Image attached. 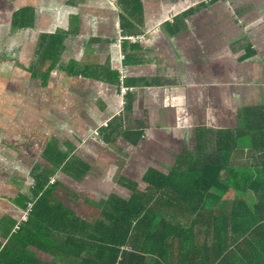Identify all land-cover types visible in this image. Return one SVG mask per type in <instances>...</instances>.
<instances>
[{
	"label": "crops",
	"instance_id": "1",
	"mask_svg": "<svg viewBox=\"0 0 264 264\" xmlns=\"http://www.w3.org/2000/svg\"><path fill=\"white\" fill-rule=\"evenodd\" d=\"M25 1L18 8L28 10L27 29L19 30L27 31V66H16V70L9 60L6 66L10 73L19 72L17 77L27 88V97L21 94L27 100L13 106L27 103L28 122L40 119L39 125L46 124L49 133L27 131V136L22 135L27 140L22 147L29 155L37 154L44 166L49 163L40 155L47 143L58 153L68 154L66 160L73 164L77 160L87 163L89 173L79 181L60 167L50 180L58 182L52 198L74 212L59 191L64 190L65 197L70 195L76 200L79 191L74 190L78 185L75 183L86 176L105 183L106 176L98 172L111 171L109 193L127 198L130 192L122 186V178L138 183L148 167L167 172L183 150H192L195 127L222 129L213 124L228 120L231 126L226 128L236 127L241 106L234 103L243 95L238 87L245 83L235 74L245 62L251 65V74L264 73V0ZM258 1L263 3L261 7L256 5ZM187 10L190 12L180 17ZM12 14L7 19L10 27ZM16 31H9L6 36H13ZM219 32L223 33L221 38ZM50 35L55 37L56 48L46 53L45 59L38 49ZM130 36L138 39L122 38ZM17 45L19 42L15 48ZM53 54L56 65L49 70V57ZM244 55L249 57L241 59ZM257 56L261 61H257ZM120 68L124 71V85L130 88L123 96L119 81L112 82L113 74L118 79ZM223 73L227 78L223 79ZM9 85L15 86L14 82ZM1 86L0 83V89ZM4 93H0L2 98ZM256 98L248 106L263 105L264 109V95ZM126 104L130 106L125 108ZM166 131L178 133L177 138ZM14 146L13 141L0 144V164L3 150L14 154ZM246 149L249 150L244 146L233 153V167L251 164ZM104 154L111 160L103 163L100 159ZM145 156L170 162L166 168L143 166ZM138 171L140 175L135 180ZM64 177L69 179L62 182ZM32 185L29 176L25 194L18 192L0 199L1 245L5 241L4 229L15 227L21 214L19 197L30 196ZM92 193L97 194L96 190ZM259 194L248 190L246 200L254 203ZM35 243L27 244L28 262L62 264L60 257L43 253Z\"/></svg>",
	"mask_w": 264,
	"mask_h": 264
},
{
	"label": "trees",
	"instance_id": "2",
	"mask_svg": "<svg viewBox=\"0 0 264 264\" xmlns=\"http://www.w3.org/2000/svg\"><path fill=\"white\" fill-rule=\"evenodd\" d=\"M27 12H13L17 31L27 29ZM48 37L38 49L45 59L56 48ZM51 57L49 70L56 65ZM240 111L232 129L195 127L192 150H183L167 172L148 167L139 184L122 178L127 198L110 192L84 200L93 208L85 217L52 198L58 182L50 180L60 167L79 181L89 166L73 164L47 143L40 157L50 168L31 169L30 196L19 197L21 210L31 207L25 220L4 229L0 264H34L27 261L30 241L62 264H264V109ZM244 146L251 164L233 167V153ZM248 190L260 192L256 202L246 200Z\"/></svg>",
	"mask_w": 264,
	"mask_h": 264
},
{
	"label": "rangeland",
	"instance_id": "3",
	"mask_svg": "<svg viewBox=\"0 0 264 264\" xmlns=\"http://www.w3.org/2000/svg\"><path fill=\"white\" fill-rule=\"evenodd\" d=\"M23 4H26L25 0H0V83L3 84L0 89L1 96L4 93L5 96L3 98L0 96V134H3V137L0 135V144L3 143H10L13 141L14 143V154L9 150H3L4 154H1V164H0V194L1 198L3 199V195H8L10 197H13L14 194H17L18 192H21V194H25L23 192L26 191L25 186H27V178L30 176V171L34 166L37 164H41V160L38 159V155L35 153L27 154V149L22 147L23 143H27V140H25L22 135L27 136L28 133H34L39 131H46L49 133L46 124L41 123L39 125V120L32 121V123L28 122L27 119V103L22 104H16L19 103L21 100L26 101L27 99L24 98L23 95L27 94V88H24V85L22 84V81H20V76L17 73H10V69L6 66V63L8 60L12 63L11 67L18 68L16 66L25 65L27 66V53L24 51H27V31H16L13 32V36H6L8 35L9 31H14V28L10 27L7 24V19H9V14L13 13L15 10L19 9L18 7L22 6ZM256 5L258 7H261L263 5L262 2L258 1L256 2ZM264 7V6H263ZM264 18V17H263ZM224 32V29L222 30ZM264 32V29L262 30ZM225 33V32H224ZM222 32H219V38L222 37ZM14 40L15 42H13ZM16 42H19V45L15 48ZM12 47V50L9 49ZM258 50H260V47H258ZM262 56L264 57V51L262 52ZM257 61H261L260 57L257 56ZM264 60V58H263ZM246 64L243 65V68L240 69V71L235 74V77L240 81L245 83V85H242L238 87L239 92L243 95L239 96V100H235L234 105L241 106L239 108H243L244 106L251 105V103L257 101L256 95L262 94L264 95V73H254L251 74L250 70L251 65L248 62H245ZM259 68V67H258ZM264 68V67H262ZM9 75V76H8ZM221 76L224 78H227V74L223 73ZM235 80L233 79V82ZM6 82V83H5ZM14 82L15 86L9 85L7 87V84H11ZM254 82V83H252ZM29 85V84H27ZM32 87L35 86L34 81L31 83ZM262 86V87H261ZM7 87V88H4ZM22 87V88H21ZM249 88V91L247 89ZM256 88V89H254ZM253 89V91H251ZM7 93V94H6ZM21 93H24L23 95ZM239 93V94H240ZM27 97V95H25ZM260 103H262L260 101ZM239 110V109H238ZM239 116H241V111H239ZM217 116H214L215 118ZM41 122V121H40ZM213 125H218L219 127H230L231 122L230 120L224 121L222 123H215ZM210 128V127H205ZM210 129H215L211 127ZM216 130V129H215ZM166 134H168L171 137L177 138V135H174V133L166 131ZM19 137V138H18ZM18 138V139H17ZM15 139V140H14ZM18 142V143H16ZM244 149V148H243ZM241 150V149H240ZM238 150V151H240ZM41 151V150H40ZM247 153H249V150H245ZM14 157V158H12ZM153 156H145L143 158V166L146 165H154L158 167H164L166 168L170 162V160H166L165 158H159L158 160H155V158H152ZM106 159L111 160V156H108L104 154V157L100 159L103 163L106 161ZM142 161V159L138 160V162ZM28 162V163H27ZM35 163V164H34ZM30 164V165H29ZM102 164V163H101ZM100 165V164H99ZM50 165H47V168ZM146 168V167H145ZM95 173L97 171H94ZM101 176H106L105 183L103 180H92L91 177L86 176L85 179H83L79 183H75L78 185H75L74 190H78V194L76 195L77 198L75 200L74 197L70 195H66L65 197V191H59V196L63 198V200L66 201L67 204L70 205L72 209L75 210V212L79 213L80 216L85 217L90 215L93 211L91 209L90 204L85 201H92L93 199H99L101 197H105L109 191H111L112 187L110 186L111 180V171H105L101 170V172H98ZM139 171L134 175L135 180L139 176ZM68 177H64L63 181L68 180ZM66 183V182H65ZM72 186V185H71ZM96 190L97 194H93ZM92 191V192H90ZM94 196H92V195ZM27 196V194L25 195ZM75 200V201H74ZM85 200V201H84ZM27 209V208H26ZM21 210V214H19V219L21 218L22 214L23 216H26L27 210Z\"/></svg>",
	"mask_w": 264,
	"mask_h": 264
},
{
	"label": "built area",
	"instance_id": "4",
	"mask_svg": "<svg viewBox=\"0 0 264 264\" xmlns=\"http://www.w3.org/2000/svg\"><path fill=\"white\" fill-rule=\"evenodd\" d=\"M123 39H127V40H130V41H136L138 38L136 37V36H130V37H122ZM124 79H125V76H124V71H123V69L122 68H120V69H118V81H119V83H120V85H119V93H120V95H126V93L128 92V91H130V88H128V87H126L125 85H124ZM30 207H31V204H28L27 205V211H26V216H27V212H28V210L30 209ZM21 218H24V219H21V220H25L26 219V217L25 216H23V214H22V217Z\"/></svg>",
	"mask_w": 264,
	"mask_h": 264
}]
</instances>
